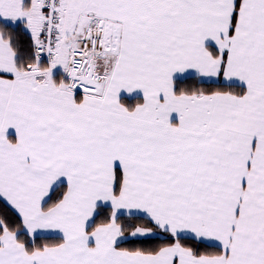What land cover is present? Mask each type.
Instances as JSON below:
<instances>
[{"label": "snow or ice", "instance_id": "snow-or-ice-1", "mask_svg": "<svg viewBox=\"0 0 264 264\" xmlns=\"http://www.w3.org/2000/svg\"><path fill=\"white\" fill-rule=\"evenodd\" d=\"M0 264H264V0H0Z\"/></svg>", "mask_w": 264, "mask_h": 264}, {"label": "trees", "instance_id": "trees-1", "mask_svg": "<svg viewBox=\"0 0 264 264\" xmlns=\"http://www.w3.org/2000/svg\"><path fill=\"white\" fill-rule=\"evenodd\" d=\"M25 40H27V37H24Z\"/></svg>", "mask_w": 264, "mask_h": 264}]
</instances>
